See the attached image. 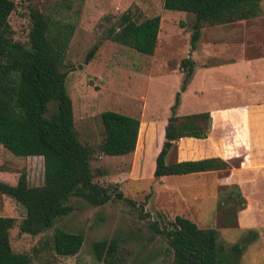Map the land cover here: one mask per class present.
<instances>
[{"label": "rangeland", "instance_id": "1", "mask_svg": "<svg viewBox=\"0 0 264 264\" xmlns=\"http://www.w3.org/2000/svg\"><path fill=\"white\" fill-rule=\"evenodd\" d=\"M14 2L16 7L9 22L15 40L28 43L30 7L38 8L55 21L74 26L63 67L67 72L66 88L72 100L74 129L83 144L94 148L90 159L93 181L102 185L113 184L123 193V198L93 205L83 198L71 196L67 201L73 207L69 214L56 218L53 227L45 232L31 235L19 228L26 215L25 207L0 193V216L15 219L10 229L12 249L29 253L31 264H107L98 261L93 253V243L107 239L115 240L118 245L115 264H174L166 239L156 233L151 224L169 226L176 215H181L201 228L217 230L218 243L227 251V264H264V233L262 237L259 235L255 240L244 242L253 231L237 228L240 199L236 197L231 204H221V195L218 201L211 197L195 200L190 196L188 204L180 200L173 188V182L186 183L190 179L187 175L153 176L154 158L164 141L163 131L184 76L180 63L184 57H189L192 48L190 37L194 14L165 9L163 0ZM259 4L258 15L247 22L264 24V0ZM128 10L139 21L160 15V31L153 55L140 53L107 36L108 30L116 26L120 16ZM202 26L201 44L205 45L210 35L216 34L225 39L218 42L219 46L224 42L237 45L227 53L236 54L243 50L240 42L236 44L234 40H228L235 37L239 25L204 22ZM257 28L256 32L264 35V26ZM93 46L98 47L97 51L86 62L85 57ZM188 106L186 100L183 111ZM105 110L139 118L141 133L133 152L120 156L98 152L97 145L105 135L101 120V113ZM55 111L56 103L51 102L46 115ZM183 111L177 109L176 113L182 114ZM165 159L167 163L174 161L173 148ZM21 173L27 175L30 186L43 184V158L16 156L0 144V181L11 184ZM189 185L191 195L204 192L203 195L207 196L211 190L201 182L192 181ZM219 191L223 194L224 187ZM228 218L232 220L230 225L227 224ZM56 228L83 233L84 243L77 254L62 256L55 252L52 236ZM235 243L243 245L238 255L229 253V247Z\"/></svg>", "mask_w": 264, "mask_h": 264}, {"label": "trees", "instance_id": "2", "mask_svg": "<svg viewBox=\"0 0 264 264\" xmlns=\"http://www.w3.org/2000/svg\"><path fill=\"white\" fill-rule=\"evenodd\" d=\"M260 1L163 0V7L194 14L190 37L194 48L204 22L219 24L256 17ZM15 7L14 0H0V144L16 156H42L44 181L39 186H30L27 175L21 173L15 185L0 181V193L25 207L26 215L19 224L20 231L37 235L52 228L56 218L72 211L73 207L67 203L71 196L83 198L93 205H103L114 198H123V193L113 184L102 185L93 181L90 159L94 148L83 144L74 129L72 100L66 88L67 72L63 69L74 26L55 21L38 8L30 7L31 27L28 43H24L13 38L9 17ZM160 22V15L139 21L128 10L120 16L118 24L108 30L107 36L140 53L153 55ZM97 48L93 46L89 50L86 62L91 60ZM180 66L184 76L180 90L175 93L164 141L155 157V178L227 166L219 158L166 162L174 140L184 136L205 138L210 131L208 112L184 116L176 113L194 62L190 57H184ZM51 102L56 103V111L47 116ZM101 120L105 135L97 145L100 154L120 156L135 150L139 130L141 133L139 118L105 110L101 113ZM237 194L241 209L245 199L239 190ZM231 221L227 220V224L230 225ZM14 222L13 217L0 216V264H31L29 253L12 249L10 229ZM151 227L166 239L174 264L228 262L227 251L218 243L215 228H201L181 215H176L169 226L152 223ZM250 233L244 242L256 236V233ZM52 243L58 255L72 256L81 249L84 235L56 228ZM117 247L115 240L102 239L93 243V253L98 261L115 264ZM242 247L241 243L232 244L229 253L238 255Z\"/></svg>", "mask_w": 264, "mask_h": 264}, {"label": "crops", "instance_id": "3", "mask_svg": "<svg viewBox=\"0 0 264 264\" xmlns=\"http://www.w3.org/2000/svg\"><path fill=\"white\" fill-rule=\"evenodd\" d=\"M219 24L239 25L235 37L228 40L240 42L243 50L227 53L237 45L224 42L219 46L218 42L225 39L216 34H211L209 42L203 45L199 41L200 30L195 47L189 50L194 67L181 92L178 110L183 111L186 100L189 106L177 115L208 112L210 131L205 138L180 137L174 140L172 148L173 162L219 158L227 166L180 174L190 179L186 183L173 182V188L182 202H187L190 196L195 200L211 197L218 201L221 195V204H231L239 198V190L245 205L237 213V228L253 231L256 236L252 240H255L264 233V35L256 32L264 24L247 19ZM223 54L226 55L221 57ZM192 181L209 186L211 192L207 196L204 192L191 195L189 182ZM221 187L226 191L223 194L219 191Z\"/></svg>", "mask_w": 264, "mask_h": 264}]
</instances>
